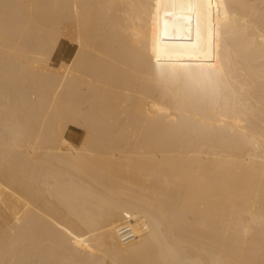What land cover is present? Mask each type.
I'll return each mask as SVG.
<instances>
[{"label": "bare ground", "instance_id": "bare-ground-1", "mask_svg": "<svg viewBox=\"0 0 264 264\" xmlns=\"http://www.w3.org/2000/svg\"><path fill=\"white\" fill-rule=\"evenodd\" d=\"M0 264H264V0H0Z\"/></svg>", "mask_w": 264, "mask_h": 264}, {"label": "rangeland", "instance_id": "rangeland-1", "mask_svg": "<svg viewBox=\"0 0 264 264\" xmlns=\"http://www.w3.org/2000/svg\"><path fill=\"white\" fill-rule=\"evenodd\" d=\"M59 47V48H58ZM56 52L54 54L55 58H53V64H57L58 60L60 59V57H62L64 54L73 52L75 45L73 43H71L69 41V39L67 38H62L60 41V44L58 45ZM56 55H58L56 57ZM55 62V63H54ZM75 129H72L68 132L69 138L71 140H73L74 142H77V140L75 139L76 137V132L74 131Z\"/></svg>", "mask_w": 264, "mask_h": 264}, {"label": "built area", "instance_id": "built-area-1", "mask_svg": "<svg viewBox=\"0 0 264 264\" xmlns=\"http://www.w3.org/2000/svg\"><path fill=\"white\" fill-rule=\"evenodd\" d=\"M120 230L123 238L125 239L133 238V235L131 234V230L127 224L122 225Z\"/></svg>", "mask_w": 264, "mask_h": 264}, {"label": "crops", "instance_id": "crops-1", "mask_svg": "<svg viewBox=\"0 0 264 264\" xmlns=\"http://www.w3.org/2000/svg\"><path fill=\"white\" fill-rule=\"evenodd\" d=\"M58 48H59V47H58ZM71 53H72V52H70V53H67V54H65V55L68 57V55H71ZM63 56H64V55H63ZM63 56H62V57H63Z\"/></svg>", "mask_w": 264, "mask_h": 264}]
</instances>
